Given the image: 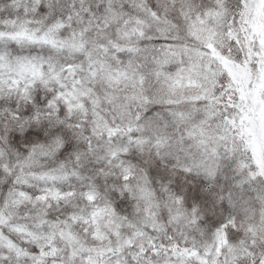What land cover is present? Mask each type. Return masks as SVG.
<instances>
[{
  "label": "snow or ice",
  "instance_id": "1",
  "mask_svg": "<svg viewBox=\"0 0 264 264\" xmlns=\"http://www.w3.org/2000/svg\"><path fill=\"white\" fill-rule=\"evenodd\" d=\"M0 264H264V0H0Z\"/></svg>",
  "mask_w": 264,
  "mask_h": 264
}]
</instances>
